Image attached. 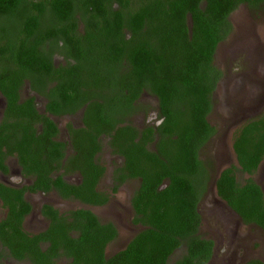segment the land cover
<instances>
[{
    "label": "trees",
    "instance_id": "trees-1",
    "mask_svg": "<svg viewBox=\"0 0 264 264\" xmlns=\"http://www.w3.org/2000/svg\"><path fill=\"white\" fill-rule=\"evenodd\" d=\"M132 1L136 6L129 11ZM115 2L126 12L115 11ZM243 5L256 12L264 7V0H0V21L6 20L0 22V55L5 61L0 90L8 100L9 118H20L23 113L34 117L30 101L20 105L19 90L25 81L34 87L39 67L42 74L50 73L51 54L41 55L40 47L49 40L56 47L62 43L63 49L76 53L77 60L84 56L87 65L84 103L90 102L88 128L96 133L109 131L112 148L126 158L128 174L123 179L142 181L133 204L135 222L146 229L107 259L106 247L117 238V230L111 224H100L89 211L77 213L73 226L81 237L77 241L67 238L65 254L73 259L70 264H170L178 250L183 254L175 264L210 261L213 243L199 235L197 208L211 173L209 164L200 160V152L217 134L209 116L224 73L214 64L215 55L233 31L230 15ZM79 12L81 18H76ZM84 18L87 26L80 35L79 21L84 23ZM38 60L42 61L39 66ZM91 84L102 87L97 92ZM71 89L63 88L67 103L80 100L75 81ZM145 89L159 99L163 116L155 131L136 143L139 132L128 124V116L112 115L131 112L134 100ZM106 90L112 91L108 97L99 93ZM99 99L109 103L101 105ZM18 121L7 124L9 134L1 133L0 128V145L9 143L11 151L19 150L22 160L37 170L33 164L41 159L33 149L42 144L35 142L32 125ZM119 124L122 126L117 127ZM20 130L25 133L22 141ZM95 138L90 135L84 142L88 165L97 147ZM147 142L154 144L153 151L147 149ZM51 143L48 136L45 146ZM232 148L240 169L222 173L219 194L244 223L264 231L262 189L252 178L245 185L237 184L235 178V171L255 175L264 159V113L236 131ZM16 209L12 205L13 225L18 227L23 214L17 215ZM4 226L0 225L2 233ZM53 232L57 237L66 236L63 227Z\"/></svg>",
    "mask_w": 264,
    "mask_h": 264
},
{
    "label": "flooded vegetation",
    "instance_id": "flooded-vegetation-1",
    "mask_svg": "<svg viewBox=\"0 0 264 264\" xmlns=\"http://www.w3.org/2000/svg\"><path fill=\"white\" fill-rule=\"evenodd\" d=\"M129 5L131 6L129 11H131L135 8L136 2L132 1ZM243 6L248 8L247 5ZM114 10L126 12V8H122L116 2ZM79 15L80 12L76 18H81ZM232 15L233 13L229 17L230 22ZM85 19L84 23L79 21V30H83V32L87 26ZM5 22L6 20L1 25ZM2 32L3 30L0 29V35ZM83 32H80V35H84ZM254 38H256L257 50L260 53L258 63L261 75L246 66L247 72H244V77L249 80L251 76H256L261 77L264 81V48L261 41L259 40V42L256 36ZM39 52L43 56L51 54L49 58L52 66L50 73L47 76L42 74L39 72L41 68L39 67L35 74L34 87L32 88L30 83L25 81L19 90V103L25 105L30 101L34 108L33 118H28V113H23L20 118H9L8 100L0 90L1 133L9 134L7 124L9 122L11 124L19 123L18 120H20L33 126L34 140L42 144V146L35 145L33 149L36 157L41 159L33 164L37 170H31L32 163L23 161L19 150L11 151L9 143L0 145V225L5 224L4 233L0 232V264H35L36 262L70 264L73 259L65 254L68 245L67 238L77 241L81 237L73 226L77 225L73 215L84 211L91 212L100 224H111L117 230V238L111 241L105 250V257L109 259L121 251L120 249L109 252V247L120 239V232H124L125 235L122 242L125 244L122 249L124 250L130 241L146 229L141 223L135 222L136 212L133 204L142 181L136 178L123 179L128 174L125 166L126 158L112 148L113 140L109 131L108 133H96L95 130L88 128L87 116H91V114H87L90 102L84 103V91L88 86L85 85L86 81L84 80V73L87 71V65L84 66V56L77 60L76 53L63 49L62 43L56 47L52 40L40 47ZM251 56L249 51L247 60L250 65H252ZM40 62L42 61L38 60L36 64L39 66ZM3 63L5 61L0 55V72L3 71ZM69 70L75 71V75L70 74ZM73 81H75V86L79 87L77 93L80 94V100L67 103L63 99V88L66 86L67 90L72 91ZM90 87L98 92L99 87L102 86L91 84ZM241 90L242 87L237 89V96L241 94ZM99 93L108 97L112 91L106 90ZM257 99L259 102L256 118L264 113V83L261 85ZM98 101L101 105L109 103L106 104L105 100L101 99ZM257 107L255 106V108ZM130 110L129 113L116 112V115L112 116H128L125 117L129 121L128 124H131L139 132V138L136 140L138 143L140 138H143L145 134H150L151 130L155 131L160 124V116H163L160 101L145 89L134 100ZM246 122L239 123L238 130ZM120 126L122 125L119 124L117 127ZM24 134L20 130V141L23 140ZM90 135L96 136L94 141L97 147L92 152V164L88 165V157L84 156V142L87 143L86 140ZM48 136L52 143L46 147ZM146 147L153 151L154 144L147 142ZM202 152H200V160H202ZM221 155L215 152L218 159L219 156L221 158ZM223 160L225 161L221 165L223 172L234 167L229 164V158L226 156ZM203 162L210 166L211 181L202 195L197 211L201 217L199 235L213 243L212 256L207 264H249L253 261H260L264 264V258L260 256L261 248H259L261 243L264 247V231L255 224L244 223L239 215L238 219L221 206L223 202L231 208L218 191L217 184L223 172L217 179L215 189L217 193L214 194L211 190L213 189L212 184L218 176L217 171L212 168L210 162ZM236 167L240 169L238 162ZM89 174L93 175L94 179L88 177ZM235 175L236 183L241 185H245L248 179L255 176L239 171H235ZM243 175L248 178L244 179ZM256 175L258 176L257 181L252 179L264 193V159L259 165ZM18 198H21L22 202ZM10 205L11 207L15 205L17 215L23 214L22 223L18 227L13 225L15 214H11ZM62 227L66 236L57 237L53 231L55 228L61 229ZM206 228L208 234L202 236L201 231ZM17 230L20 231V235ZM55 248L57 252H55ZM179 252L182 250H178L176 254ZM220 255L223 256L220 262H215Z\"/></svg>",
    "mask_w": 264,
    "mask_h": 264
},
{
    "label": "rangeland",
    "instance_id": "rangeland-1",
    "mask_svg": "<svg viewBox=\"0 0 264 264\" xmlns=\"http://www.w3.org/2000/svg\"><path fill=\"white\" fill-rule=\"evenodd\" d=\"M258 11L254 12L245 6L238 8L230 18L233 26L231 37L218 47L215 65L224 72V78L215 93L214 109L209 116V122L217 130V134L201 153L202 160L210 162L215 171L225 162L224 156L229 158V164L236 167L237 161L232 150V138L238 130V125L236 127L234 125L242 117H250L248 122L258 116L252 114L253 109L251 108H254L253 105L258 101L259 90H256V84L262 85L264 81L256 76H251L249 80L244 77V72H247L246 66H249L251 71H255L256 66L258 67L260 53L257 50L255 36L264 48V7ZM249 51L253 56L252 65L247 60ZM247 81L250 82L246 83ZM240 87H242L241 94L237 96L236 91ZM249 109L251 111L248 112ZM215 152L224 155H221V158L219 156L218 159ZM243 178L246 179L248 176L243 175ZM252 178L257 181L258 176L255 174ZM207 234V228L201 231L202 236H207ZM123 239H125L124 232H120V239L109 247V252L122 250L125 245L122 244ZM259 248H261L260 256L264 258L263 243L259 244ZM182 254V252L175 254L170 264H173ZM222 257L220 255L215 262H220Z\"/></svg>",
    "mask_w": 264,
    "mask_h": 264
},
{
    "label": "water",
    "instance_id": "water-1",
    "mask_svg": "<svg viewBox=\"0 0 264 264\" xmlns=\"http://www.w3.org/2000/svg\"><path fill=\"white\" fill-rule=\"evenodd\" d=\"M251 59H252V62H253V56H251ZM260 59V58H259ZM260 65H259V63H258V67L255 69V71H256V73H258L259 75H261V71H260ZM220 84V83H219ZM219 86V85H218ZM261 89V85H257L256 86V90H260ZM252 100V99H251ZM250 100V101H251ZM252 103H254V101H251ZM257 102H259V101H257ZM257 102H255V104L257 103ZM253 105V106H256L257 107V104L256 105ZM253 109V113L252 114H256L257 115V113H258V107L257 108H252ZM249 111H251V109H249L248 110V112ZM248 119H250V117H242L235 125H234V127H236L239 123H241V122H243V121H247ZM232 150H233V148H232ZM234 152V151H233ZM223 172V167L220 165V166H218V168H217V174H218V176H217V178H216V180L213 182V184H212V187H213V189L211 190V192L212 193H214V194H216L217 192L215 191V189H216V182H217V179H219V177H220V175H221V173ZM221 206H223L224 208H226L230 213H232L234 216H236L238 219H239V216H238V214H236L231 208H229L227 205H225L223 202L221 203Z\"/></svg>",
    "mask_w": 264,
    "mask_h": 264
}]
</instances>
